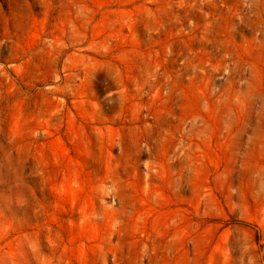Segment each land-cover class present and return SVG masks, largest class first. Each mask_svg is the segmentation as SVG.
<instances>
[{
    "label": "rangeland",
    "instance_id": "1",
    "mask_svg": "<svg viewBox=\"0 0 264 264\" xmlns=\"http://www.w3.org/2000/svg\"><path fill=\"white\" fill-rule=\"evenodd\" d=\"M0 264H264V0H0Z\"/></svg>",
    "mask_w": 264,
    "mask_h": 264
}]
</instances>
